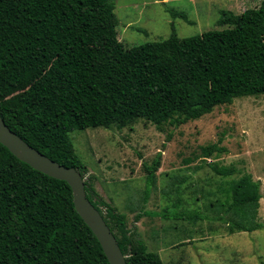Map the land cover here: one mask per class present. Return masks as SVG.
<instances>
[{
  "label": "trees",
  "instance_id": "obj_1",
  "mask_svg": "<svg viewBox=\"0 0 264 264\" xmlns=\"http://www.w3.org/2000/svg\"><path fill=\"white\" fill-rule=\"evenodd\" d=\"M114 7V0H0V116L29 145L82 177L86 166L68 137L73 129L143 114L154 120L177 114L180 123L264 92V0L239 14L222 11L217 22L231 26L179 37L172 25L167 38L132 47L117 38ZM216 147L210 144L206 156ZM143 165L151 184L159 159ZM248 179L232 183L217 211L231 228L262 226L260 182ZM84 184L126 263L164 264L143 240H132L124 214ZM0 264H109L75 209L70 185L1 143Z\"/></svg>",
  "mask_w": 264,
  "mask_h": 264
},
{
  "label": "rangeland",
  "instance_id": "obj_2",
  "mask_svg": "<svg viewBox=\"0 0 264 264\" xmlns=\"http://www.w3.org/2000/svg\"><path fill=\"white\" fill-rule=\"evenodd\" d=\"M114 2L117 38L132 47L167 38L172 25L179 37L231 26L217 22L222 11L239 14L260 0ZM176 119L143 114L123 124L71 130L68 137L86 166L84 180L124 214L132 240H143L164 264H264V92L236 97L197 119ZM213 143L217 147L206 156ZM155 158L159 167L146 184L143 163ZM245 177L260 182L256 221L262 226L253 230L216 217L232 183ZM175 212L194 215L177 219Z\"/></svg>",
  "mask_w": 264,
  "mask_h": 264
},
{
  "label": "water",
  "instance_id": "obj_3",
  "mask_svg": "<svg viewBox=\"0 0 264 264\" xmlns=\"http://www.w3.org/2000/svg\"><path fill=\"white\" fill-rule=\"evenodd\" d=\"M0 143L36 170L65 180L71 187L75 209L97 237L109 264H127L112 231L98 209L87 198L84 178L75 167L64 166L29 145L5 124L1 116Z\"/></svg>",
  "mask_w": 264,
  "mask_h": 264
}]
</instances>
